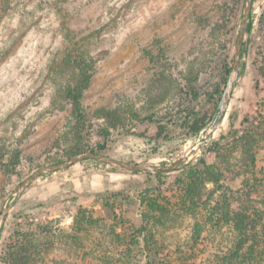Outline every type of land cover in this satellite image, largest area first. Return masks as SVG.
Instances as JSON below:
<instances>
[{"label": "rangeland", "instance_id": "374dc122", "mask_svg": "<svg viewBox=\"0 0 264 264\" xmlns=\"http://www.w3.org/2000/svg\"><path fill=\"white\" fill-rule=\"evenodd\" d=\"M44 1L0 0V212L15 199L16 187L59 151L57 145L76 142L70 133L72 107L65 89L76 83L78 74L63 61L69 44L65 22L94 66L82 98L87 119L119 123L113 128L114 157L162 165L197 146L208 129L185 141L154 140L153 126L145 137L129 132L143 129L135 116L158 113L165 121H180L191 103L187 85L193 78L203 93L221 84L222 62L232 60L245 2L62 0L67 9L62 17ZM253 2V26L245 34L248 51L226 115L212 138L220 132L225 135L214 160L228 184L234 187L254 178L264 194V91L257 94L255 89L264 66V0ZM16 152L20 162L3 165ZM201 155L202 151L189 163H197ZM159 182L92 159L42 175L8 212L0 234V257L3 238L16 223L42 219L52 230L35 239L27 264H145L143 242L130 246L120 240L114 215L102 203L105 197L136 201L126 215L138 223L139 193ZM205 186L207 192L214 188L209 181ZM79 206L93 212L92 222L73 224ZM154 213L155 228L163 238L190 242L196 220L189 213L167 203ZM217 232L225 251L235 237L233 228L221 224Z\"/></svg>", "mask_w": 264, "mask_h": 264}, {"label": "trees", "instance_id": "16d2710c", "mask_svg": "<svg viewBox=\"0 0 264 264\" xmlns=\"http://www.w3.org/2000/svg\"><path fill=\"white\" fill-rule=\"evenodd\" d=\"M46 2L62 17L67 14L62 0ZM254 9L253 2L251 14ZM237 26L238 21H236ZM252 26L253 21L250 15L248 33L251 32ZM64 30L67 32L69 44L63 61L66 65L74 67L78 74L76 83L65 89V100L72 107L70 128L72 132L70 133L76 142L65 147L57 145L60 148L59 151L48 155L44 165L62 162L86 151L113 156L111 154L112 143L115 141L113 128L118 129L119 126L115 120L106 125L87 119L82 98L91 83L94 66L91 59L82 51V47L73 41L70 33L73 29L68 22L64 23ZM248 43L249 37L246 36L241 62L248 51ZM222 64L224 74L222 82L212 90L201 92L196 78H193V83L187 85L192 96L191 103L185 110L187 115L180 121L175 119L165 121L158 113H151L143 118L135 116L143 129L142 131L129 129V132L145 137L153 126L156 131L152 136L154 140L170 141L181 138L185 141L198 136L214 117L233 61L224 60ZM259 74L255 83L257 94L264 91V66L260 68ZM221 122L222 120L220 124ZM224 139L225 135L222 132L212 138L202 149V155L197 163H182L172 172L144 173L149 179L160 182L139 193L137 202L141 208V218L138 223L126 215V211L131 209L136 201L128 198L118 202L110 197H105L103 200L102 205L110 208L114 215V230L120 240L130 246L139 244V241L143 242L141 250L145 257V264H264V194L260 192L261 182L249 178L238 186L233 187L228 184L224 172L214 160L220 153L221 142ZM3 154L4 151L1 152L2 157ZM20 155V152H16L13 159L3 165L16 166L20 162ZM208 181L214 184L210 192L206 191L205 186ZM173 198H176L178 202L172 203ZM166 203L185 210L196 220L190 242H170L155 228L158 217L154 212L161 211ZM117 210H120V213H117ZM92 213L91 210L79 206L77 214L73 217V224H76L78 220L92 222ZM48 223L42 219L38 221L25 219L16 223L3 238L4 252L0 257L1 264H27L35 239L51 232L52 229ZM221 224L231 225L235 235L225 251L223 247V250L219 247L218 242L220 238L217 227Z\"/></svg>", "mask_w": 264, "mask_h": 264}, {"label": "water", "instance_id": "95a60500", "mask_svg": "<svg viewBox=\"0 0 264 264\" xmlns=\"http://www.w3.org/2000/svg\"><path fill=\"white\" fill-rule=\"evenodd\" d=\"M253 0H245L243 8H242V16H241V23L239 32L236 39V44L233 49V65L230 70L226 86L224 88L223 94L220 98L218 108L214 114L213 119L211 122L205 126L204 129H208L206 136L204 139L197 145L191 147V149L181 156H179L176 160H174L170 164H162V165H148V164H138L135 162H130L122 159H118L111 155L93 152V151H86L80 154H77L73 157L65 159L62 162L48 164L39 167L38 169L31 172L18 186L15 192V199L10 203L6 204L2 211L0 212V234L2 231L3 224L5 222L6 216L10 209L12 208L15 200L19 198L24 191L29 188V186L40 176L56 172L58 170L66 169L84 159H96L101 163H105L108 165H112L119 168H124L130 171H135L137 173H151V174H159L165 172H172L178 169L179 165L182 163H189L191 162L202 149L204 146L211 140L214 133L218 130L220 121L225 117L226 112L228 110V106L230 104V100L233 96V90L237 84L239 73H240V64H241V56L242 50L244 47V40L245 34L248 29L249 18L252 11ZM202 131V130H201Z\"/></svg>", "mask_w": 264, "mask_h": 264}]
</instances>
